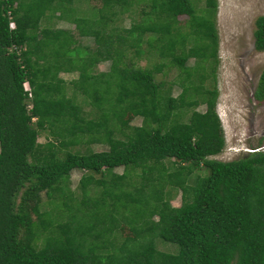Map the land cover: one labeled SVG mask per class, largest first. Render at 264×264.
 <instances>
[{"label": "trees", "instance_id": "trees-1", "mask_svg": "<svg viewBox=\"0 0 264 264\" xmlns=\"http://www.w3.org/2000/svg\"><path fill=\"white\" fill-rule=\"evenodd\" d=\"M76 1L0 0V264H264V150L210 157L223 145L216 0ZM252 24L263 51L264 14ZM165 66L175 94L155 80Z\"/></svg>", "mask_w": 264, "mask_h": 264}, {"label": "rangeland", "instance_id": "rangeland-1", "mask_svg": "<svg viewBox=\"0 0 264 264\" xmlns=\"http://www.w3.org/2000/svg\"><path fill=\"white\" fill-rule=\"evenodd\" d=\"M76 2L74 5L81 9L84 7V1ZM199 4L200 1H197L196 5ZM257 14H264V0H216L214 25L217 37V64L214 107L220 120L223 145L219 152L210 156L215 159L228 160L251 149L264 150V98L255 100L252 97L258 75L264 66V50H254L251 43L252 20ZM183 17V15L178 16L179 21ZM126 21L127 17L123 16L124 25ZM53 27H64L73 31L72 25L64 20H55ZM76 38L81 44L91 46L90 37L76 36ZM156 60L154 57H149V59L140 57L136 60V64L149 67L150 62ZM191 62L192 58H187L185 64L189 65ZM106 68L107 61L98 62L94 66V70L98 71H104ZM162 70L154 72L155 80H161L164 86L169 85L171 94H175L178 86L171 82L175 75V68L165 66ZM59 76L68 80L75 77V72H60ZM82 108L85 110L88 107L86 104H82ZM195 109L202 110L203 105L200 103L196 105ZM126 123L138 125L140 117H130ZM43 134L44 132L38 133L36 140L41 142L44 138ZM88 147L93 151L105 150V146L100 143H90ZM78 149L80 150V147ZM80 172L81 170L77 168H72L69 171L70 186L75 184ZM111 173L113 176L119 175L121 167H113ZM198 173H201V170H198ZM170 195L169 203L177 205L179 202L178 191L171 190ZM122 232L129 234L125 227ZM157 241V248L163 247L161 243H167L168 251H174V244L160 238H157Z\"/></svg>", "mask_w": 264, "mask_h": 264}, {"label": "built area", "instance_id": "built-area-1", "mask_svg": "<svg viewBox=\"0 0 264 264\" xmlns=\"http://www.w3.org/2000/svg\"><path fill=\"white\" fill-rule=\"evenodd\" d=\"M7 25H8L9 27H11V26H12V22H11V21H8ZM21 85H22L23 90L26 91V95L29 97V90H28V86H27L26 82H25V81L22 82Z\"/></svg>", "mask_w": 264, "mask_h": 264}]
</instances>
